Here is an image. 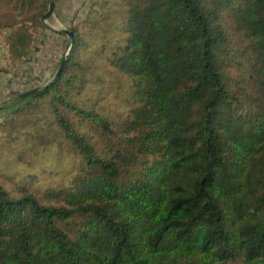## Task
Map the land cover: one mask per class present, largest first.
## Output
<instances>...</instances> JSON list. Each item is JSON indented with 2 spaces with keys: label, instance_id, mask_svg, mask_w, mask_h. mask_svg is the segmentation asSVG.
I'll list each match as a JSON object with an SVG mask.
<instances>
[{
  "label": "trees",
  "instance_id": "trees-1",
  "mask_svg": "<svg viewBox=\"0 0 264 264\" xmlns=\"http://www.w3.org/2000/svg\"><path fill=\"white\" fill-rule=\"evenodd\" d=\"M7 1L19 62L49 0ZM89 14L57 79L0 112L1 146L29 167L53 152L61 175L44 191L0 182V264H264V0ZM124 80L111 113L104 94Z\"/></svg>",
  "mask_w": 264,
  "mask_h": 264
},
{
  "label": "rangeland",
  "instance_id": "rangeland-1",
  "mask_svg": "<svg viewBox=\"0 0 264 264\" xmlns=\"http://www.w3.org/2000/svg\"><path fill=\"white\" fill-rule=\"evenodd\" d=\"M98 0H55L53 15L47 20V24L60 29L70 27L82 28V20L92 11ZM13 2L0 0V11L19 18L15 15L19 10L14 8ZM92 16V13L89 14ZM88 16V17H89ZM13 17V18H14ZM28 26H30L28 24ZM45 28V27H43ZM33 42L24 60L14 62L8 54L6 42L7 31L0 29V106L6 104L18 95L36 88L48 81L56 72L58 63L65 52L66 37L55 31L45 28L44 31L31 28ZM127 82H117L114 89L104 94V108L111 113L125 111L124 98L126 97ZM0 131V146L3 142ZM21 144V143H19ZM20 145L0 147V182L7 188L13 189L14 183L20 177L26 178L22 185L32 190L44 191L49 187H57L60 182V173L55 174L53 167L57 165L53 152L43 153L29 167L17 161L16 149ZM13 149V150H12ZM62 161L58 165H62ZM42 171L45 172L42 174ZM60 171V170H59ZM34 175V176H33ZM43 176L45 178H43ZM34 177V178H32ZM229 264H241L229 263Z\"/></svg>",
  "mask_w": 264,
  "mask_h": 264
},
{
  "label": "water",
  "instance_id": "water-1",
  "mask_svg": "<svg viewBox=\"0 0 264 264\" xmlns=\"http://www.w3.org/2000/svg\"><path fill=\"white\" fill-rule=\"evenodd\" d=\"M54 4H55V0H49V3H48V7H47V11L46 13L42 16L40 22L42 24L43 27H45L46 29L48 30H51V31H55L61 35H64L66 37V47H65V52L63 54V56L61 57L60 59V62H59V67L57 68L56 72L54 73V75L48 80L46 81L44 84L36 87V88H33L29 91H26L20 95H18L17 97H15L14 99L10 100L9 102H7L6 104L4 105H1L0 106V112L2 110H5L7 108H9L10 106H12L13 104H15L16 102H18L19 100L29 96V95H32V94H35V93H38L44 89H46L48 86H50L58 77L61 69H62V66L66 60V57L67 55L69 54L71 48H72V45H73V40H74V32L71 31V30H68L66 28H60V29H57V28H54L50 25L47 24V20L53 15V12H54Z\"/></svg>",
  "mask_w": 264,
  "mask_h": 264
}]
</instances>
